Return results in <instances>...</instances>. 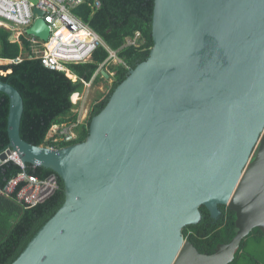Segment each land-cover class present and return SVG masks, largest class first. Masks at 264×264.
Returning <instances> with one entry per match:
<instances>
[{"label": "water", "instance_id": "95a60500", "mask_svg": "<svg viewBox=\"0 0 264 264\" xmlns=\"http://www.w3.org/2000/svg\"><path fill=\"white\" fill-rule=\"evenodd\" d=\"M35 14L27 35L47 42ZM152 39L87 139L62 149L22 139L23 97L0 82L10 99L0 166L15 153L55 172L65 194L13 264H232L264 234V0H155ZM221 206L237 235L201 254L183 230Z\"/></svg>", "mask_w": 264, "mask_h": 264}, {"label": "trees", "instance_id": "16d2710c", "mask_svg": "<svg viewBox=\"0 0 264 264\" xmlns=\"http://www.w3.org/2000/svg\"><path fill=\"white\" fill-rule=\"evenodd\" d=\"M96 1L101 3L100 9L94 7ZM154 7L155 0H86L85 4L74 10L78 18L103 38L109 49L119 51L124 64L110 65L108 75L114 80L110 92L104 99L95 103L89 121L79 128V138L73 144L87 139L91 119L103 111L114 91L128 78L130 71L148 59L154 46ZM137 33L142 36V44L125 47L127 39L135 38ZM11 35V32L0 29V59L12 61L22 57L24 60L20 64L0 65V82L10 84L23 97L22 139L35 146H50L46 139L54 125L77 121L78 115L73 112L75 106L71 100L72 96L83 92L82 80L90 82L93 79L100 66L108 60L109 52L100 47L90 62L69 64L67 68L74 77L70 78L66 72L46 68L42 61L36 58L32 46L25 38H22L23 46L11 43ZM110 73H114V76H110ZM76 99L78 96H74L73 100ZM9 112L10 99L0 92V155L10 148ZM73 144L61 143L59 147ZM24 171L42 180L56 175L52 170L33 165L23 169L10 161L0 166V190L6 189L9 182ZM58 182L60 190L46 202L32 209L19 204L16 194L0 196V264H13L36 234L63 206L64 184L59 177ZM220 209L222 215L215 220L210 212L202 207L200 223L183 230L185 240H189L201 254H214L218 245L230 243L237 235L236 214L227 207L221 206ZM250 241L256 244L253 253L247 251ZM262 253L264 254V234L256 229L242 243L232 264H263L259 260V254Z\"/></svg>", "mask_w": 264, "mask_h": 264}, {"label": "built area", "instance_id": "2783aa9c", "mask_svg": "<svg viewBox=\"0 0 264 264\" xmlns=\"http://www.w3.org/2000/svg\"><path fill=\"white\" fill-rule=\"evenodd\" d=\"M85 3L86 0H0V29L12 33L15 41L11 43L23 46L22 38H25L32 46L36 58L41 60L46 68L66 73L70 72L67 68L69 64L88 63L92 60L95 52L100 47H104L109 52L108 60L100 66L90 82L82 80L84 90L90 89L97 77L107 72L108 66L124 64V61L120 58L119 51L109 49L103 38L74 14V10ZM94 7L100 9L101 3L96 1ZM35 10L43 13V19L50 27V37L47 42L27 35V30L39 18L35 14ZM141 38V34L137 33L135 38L127 39L125 47L141 45ZM23 60L22 57L12 61L0 59L1 65L20 64ZM110 75L114 76V73H110ZM83 92L74 94L71 99L75 106L73 112L78 115L77 121L54 125L46 139L50 146L45 147L58 150L65 148H60L59 144H73L78 140L79 128L90 119L88 113L85 119H82L80 112H75L76 108L85 107L87 103ZM74 96H78L77 102L73 100ZM17 159L18 155L14 153L3 164L12 161L20 165L19 159L18 161ZM59 190L60 186L56 175L42 180L24 171L11 180L6 189L0 190V196L16 194L19 204L27 209H32L46 202Z\"/></svg>", "mask_w": 264, "mask_h": 264}, {"label": "rangeland", "instance_id": "374dc122", "mask_svg": "<svg viewBox=\"0 0 264 264\" xmlns=\"http://www.w3.org/2000/svg\"><path fill=\"white\" fill-rule=\"evenodd\" d=\"M110 72V66L107 67V74ZM112 76V75H110ZM114 80L111 77H106L105 75H101L99 80L96 83H93L90 89H85L83 95L87 100L85 107L76 108L75 112H80L82 115V119H85L87 113L90 117L91 110L96 102L101 101L104 99L106 95L109 94L110 88L113 85ZM76 102L78 99L75 100ZM255 242L250 241L249 246L247 248L248 252L253 253V249L255 248ZM259 260L264 264V254H259Z\"/></svg>", "mask_w": 264, "mask_h": 264}, {"label": "bare ground", "instance_id": "6f19581e", "mask_svg": "<svg viewBox=\"0 0 264 264\" xmlns=\"http://www.w3.org/2000/svg\"><path fill=\"white\" fill-rule=\"evenodd\" d=\"M0 65H1V61H0ZM67 75L70 77V78H74L73 75L71 74V72L67 73ZM18 161V159H17Z\"/></svg>", "mask_w": 264, "mask_h": 264}, {"label": "flooded vegetation", "instance_id": "af4514ba", "mask_svg": "<svg viewBox=\"0 0 264 264\" xmlns=\"http://www.w3.org/2000/svg\"><path fill=\"white\" fill-rule=\"evenodd\" d=\"M220 218V217H219Z\"/></svg>", "mask_w": 264, "mask_h": 264}]
</instances>
